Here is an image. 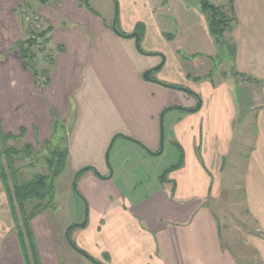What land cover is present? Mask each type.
Wrapping results in <instances>:
<instances>
[{
	"label": "crops",
	"instance_id": "obj_1",
	"mask_svg": "<svg viewBox=\"0 0 264 264\" xmlns=\"http://www.w3.org/2000/svg\"><path fill=\"white\" fill-rule=\"evenodd\" d=\"M88 2L89 6L82 0H0L3 133L16 134L26 126L25 138L35 148L38 138L50 135L54 116L66 121L71 108L77 116L69 138V164L74 169L93 164L101 172L100 162L90 157L101 160L106 154L107 159L111 141L119 136L138 139L149 154H158L163 134L160 115L163 118L168 102L180 103L188 113L174 123L184 155L180 166L169 173L168 186L156 177L148 193L133 198V191L124 194L111 182L112 171L106 177L92 170L79 176L87 209L84 212L78 199L65 220V224L85 222L76 223L77 245L99 264H264V0H233L236 22L226 34L232 49L223 50L222 58L218 56L221 60L212 57L221 49L209 35L205 19L200 24L205 33H199L196 24L191 27L192 58H201L202 70L197 75L205 78L189 81L179 73L183 61L174 52L182 48L171 46L180 76L169 83L181 85L175 91L165 88L169 84L164 82V71L157 75V82L142 80L145 70L160 68L166 59L160 56L163 48H154V40L146 39L150 29L142 40L148 51L158 52L156 57L136 50L139 39L133 43L130 36L112 29L117 2L104 12ZM23 6L37 12L43 27H48L53 63L43 87L16 48L17 40L28 34L21 16ZM121 24L122 30L116 25L119 31L132 33L129 17L121 14ZM155 26L154 32L159 33ZM221 63L223 68H219ZM228 64L232 70H227L231 69ZM250 116H254L253 127L235 130V125H247ZM246 137H251V146L243 163L241 189L254 228L246 237L251 255L245 262L241 252L223 244L219 218L209 201L217 199L223 187L221 171L231 141ZM80 156L85 159L80 161ZM32 224L41 264H60L46 217L39 213ZM13 225L0 180V264H25Z\"/></svg>",
	"mask_w": 264,
	"mask_h": 264
},
{
	"label": "rangeland",
	"instance_id": "obj_2",
	"mask_svg": "<svg viewBox=\"0 0 264 264\" xmlns=\"http://www.w3.org/2000/svg\"><path fill=\"white\" fill-rule=\"evenodd\" d=\"M90 1L91 3L93 2L92 5L95 6L96 9L101 8L102 12H104L103 10L107 8L106 6H108V9L110 6L111 10L115 4V1L117 2L116 25L121 30L123 29L121 24V14H124L129 17L133 24V30L131 32L137 31L138 34L139 32L141 33V36H139L140 38L137 43V47L135 45L137 51L143 49L146 50V55L152 57L158 56V52L156 50L148 51L151 49H148V46L146 47V45H144L143 43L142 39H145L144 33L147 29L150 30L148 31L146 39L154 40L152 41L154 48H163L161 53H159L160 56H166L164 65L149 73L151 79H146L143 77V81H145L146 79L147 82H157L155 81V79H157V75L161 73L160 71H164L163 73L167 78L164 82L171 85H180L177 83H169V80H171L172 78H178L180 76V74H178V65H176L178 62L177 58L175 60L172 53H170L171 50L174 51L171 46L175 47L177 45L182 49L174 52V55L177 57L179 55V57H181L183 61L182 72L179 73H183V75L186 76L189 81L200 80L206 77H198L197 74H199L202 70V67H199L198 64V59L200 57L196 58V56L192 58L193 53H191V51L193 50V48H195V46L189 44L191 36L189 30H192V26L196 24L198 26L199 33H205L204 31H206L205 28H202L203 26L200 25L201 19H205L204 22L206 23V16L200 10L199 0ZM213 1L214 3L219 5H223L226 3V0ZM95 12L97 11L95 10ZM178 23L179 26L177 25ZM155 24L159 28V33L154 32V29H156ZM130 38L134 43L135 37L130 36ZM170 38L176 39L175 41H178V43H170ZM211 38L213 39L212 36ZM202 39H205V37L202 36ZM200 45L201 42L197 44V46ZM183 49H185L184 55L182 54L181 56V51ZM221 53L222 52H220L217 56L215 54L212 57L218 60V56L222 58V56L220 55ZM160 56L159 61L161 59ZM221 58H219V60H221ZM222 65L223 64L221 63L219 68H223ZM228 65L231 68V65ZM227 70H232V68ZM215 76L216 73L214 74V78H217V76ZM208 77H210V75ZM37 84L43 87L42 84H39L38 82ZM163 87H165V85H163ZM167 87L169 86H166L165 88ZM172 88L170 89H172L173 91L176 90L174 89L175 87ZM183 93L191 94L188 91H184ZM192 95L195 96V93H192ZM168 100L169 98H166L165 101ZM163 108H168V110L164 113L161 121L163 130L161 138L162 145L161 150L157 155L149 154V150L144 145L139 143L137 141L138 139L130 140L126 139L125 137L119 136L113 141L110 150L108 148L107 159L106 154L103 155V158L101 160H99L97 156L90 157L98 164L100 162L99 168L101 172L96 169V172L100 177H106L104 175H107L109 171H112V175L110 178L111 182L115 186L121 188L124 194L133 193V198L139 197V195L143 193H148L153 185H155L156 177L159 178L162 173H165L166 177V179L163 180V184L165 183V186H168L169 173L176 169L170 168L171 165L178 163L180 159L181 162L183 161V156L181 158V153L182 155H184V149L175 137L174 123L175 121H179L188 112L183 110L186 108L182 107L180 103H176L175 101L168 102ZM76 116V111H73V109L71 108H69V110L67 111L68 118L66 121L55 115L53 122L50 124V135L46 139L38 138L37 142L33 140V142L37 144L35 148L25 138V132L27 133L26 126L21 127L19 132L16 134L9 132L15 137L7 138L6 144L2 142L1 138L5 134L3 133L0 119V144L4 143L5 145L12 146L19 150L17 153L13 154V158L15 159L13 167L8 169V172H10V181L13 180V178H16L19 181H25L39 173H51L53 169L57 167L60 168L59 173L57 175L51 176V178L47 181L48 187L45 190V198L42 200L37 199V201L40 203L46 202L44 203V205L41 203L44 207V210L41 211L40 214L46 217V221H48L50 232L51 234H53V246L56 250L60 264H99V262L94 261V259H92L90 256L83 254L81 252V250L83 249H81L77 245V224L80 225L81 222H76L77 224L75 223L74 226H71L74 223L65 224V220L67 219L69 211L76 207L77 201H79L78 199H80L83 203L84 212L87 209V204H85L86 201H84V197L79 191L78 183L79 176H82L83 172L85 173V171L88 170L83 171L78 176V179L75 181V184L77 186L76 188L73 187V179L75 177L76 171L85 166H92L93 164H86L80 166L79 168L75 167L74 169V167L70 166L69 164V151L66 158L61 159V163L58 161L56 156H53V154H55L56 152L59 154L60 151H63L64 153L66 149H68L69 138L75 126ZM253 118L254 116H250L248 118L246 123L247 125H235V130L238 131L241 127L245 129V126L248 125H251L253 127ZM37 130L38 127L34 126V131L36 133ZM248 131L249 130H247V132ZM93 141L90 142V147L94 145L92 143ZM26 146L30 149L27 150ZM250 146L251 137H246L243 140L234 138L231 141L229 152L224 157L225 162L221 171V182L223 183V187L219 193V197L217 199H210L209 201V206L211 207V209H213V211L219 218L218 222L220 224V231L222 232L223 236V244L234 251L241 252V258H243L245 262L246 260L249 261V255H251L250 252L247 251L248 248L245 245L246 237L249 231H252L254 228L251 217L247 213L245 204L243 203V195L241 189L243 163L246 161L245 158L247 153L250 151ZM48 158L53 160V162L48 163ZM83 159H85V157L80 156L79 160L82 161ZM1 160L3 161V164H6L5 156H2ZM106 160L108 161V163L106 162ZM3 187L5 188L4 185ZM11 216L14 227L15 220L13 219L12 214ZM38 228H40V226H38ZM14 230H16L15 227ZM31 230L32 232H34L35 230L32 224V220ZM33 236L35 240L34 233ZM242 246H244L245 248L243 249ZM252 260L256 261L257 259Z\"/></svg>",
	"mask_w": 264,
	"mask_h": 264
},
{
	"label": "trees",
	"instance_id": "obj_3",
	"mask_svg": "<svg viewBox=\"0 0 264 264\" xmlns=\"http://www.w3.org/2000/svg\"><path fill=\"white\" fill-rule=\"evenodd\" d=\"M82 1L86 6H89L88 0ZM199 7L201 12L206 16L208 32L213 37L215 44L219 47V49H221V52H223V50L228 51L232 49V45L230 43L231 41L226 39V34L232 30L236 22L233 11V0H226V3L223 5L216 4L213 0H199ZM27 31L28 34L26 38L17 40L16 48L19 51L20 57L23 60L25 67H27L33 74L35 81L44 86L48 82L49 69L53 63V50L50 51L48 47V27H43L39 33L41 36H44L43 40L45 42L46 50L42 61H39L36 58L35 39L32 37L28 29ZM139 34L141 35L140 32ZM42 74L47 76L45 80H41ZM167 86L181 88L178 85L169 84ZM14 137L15 136L8 133L3 135L1 139L2 142L6 144L7 138ZM4 143L0 144V179L7 191L10 211L13 215V219L15 220L14 227L16 228L15 231L19 239L23 259L25 264H41L33 232L31 230V220L34 218V216L44 210L42 204L44 205L46 202H41V204L37 201V199L42 200L45 198V190L48 187L47 181L51 178V176L57 175L60 168L57 167L53 169L51 173H39L25 181H19L16 178H13V180L10 181V172H8V169L13 167L15 160L13 158V154L17 153L19 150L12 146L5 145ZM26 148L27 150L30 149L27 146ZM67 155L68 149H66L64 153L63 151H60L59 154L57 152L53 154V156H56L60 163L61 159H65ZM2 156L6 157V164L2 163ZM47 162L52 163L53 160L48 158ZM180 164L181 159L178 163L171 165L170 168L179 167ZM85 170H92L98 175L95 168L92 166H86L76 171V179ZM159 179H166L165 173H162ZM74 225L75 224L71 226ZM81 252L86 255L88 254L84 250H81Z\"/></svg>",
	"mask_w": 264,
	"mask_h": 264
},
{
	"label": "built area",
	"instance_id": "obj_4",
	"mask_svg": "<svg viewBox=\"0 0 264 264\" xmlns=\"http://www.w3.org/2000/svg\"><path fill=\"white\" fill-rule=\"evenodd\" d=\"M21 16L22 20L27 26V29L35 39L36 58L39 61H42L46 50L45 42L43 40L44 36H41V34H39L43 29L41 17L37 12L28 10V8L25 6L21 7ZM46 78L47 76H45L44 74L41 75V80H45Z\"/></svg>",
	"mask_w": 264,
	"mask_h": 264
},
{
	"label": "water",
	"instance_id": "obj_5",
	"mask_svg": "<svg viewBox=\"0 0 264 264\" xmlns=\"http://www.w3.org/2000/svg\"><path fill=\"white\" fill-rule=\"evenodd\" d=\"M112 29L115 31V33H117V34H119V35H122V36H134V37H135V42H137L138 39H139V34L137 33V31H134V32L129 33V34H124V33H122L121 31H119V30L117 29V27H116V19H115V18H114L113 21H112ZM160 65H161V63H159L157 66H160ZM155 68H156V67H155ZM150 71H151L150 69L145 70V71L143 72V77L146 78V79H149L148 74H149ZM166 110H168V108H165V109L163 110V112L166 111ZM162 115H163V113H161V115H160V120H162ZM161 138H162V134H161V137H160V148H161V145H162V143H161ZM111 144H112V141H111V143H110V145H109V148H110ZM95 174H96V173H95ZM110 174H111V172H110ZM75 181H76V175H75V177H74V179H73V187L76 188ZM84 224H85L84 221H83L82 223H80V225H84ZM66 234H67V232H66ZM87 255H88V254H87ZM88 256H89V255H88Z\"/></svg>",
	"mask_w": 264,
	"mask_h": 264
}]
</instances>
